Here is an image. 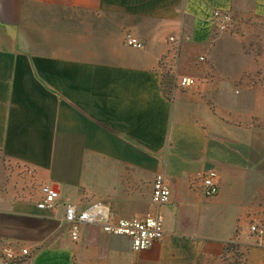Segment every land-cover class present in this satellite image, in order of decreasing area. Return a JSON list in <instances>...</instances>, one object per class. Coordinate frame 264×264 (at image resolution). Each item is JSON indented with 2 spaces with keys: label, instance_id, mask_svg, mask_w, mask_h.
Masks as SVG:
<instances>
[{
  "label": "crops",
  "instance_id": "0c3cea01",
  "mask_svg": "<svg viewBox=\"0 0 264 264\" xmlns=\"http://www.w3.org/2000/svg\"><path fill=\"white\" fill-rule=\"evenodd\" d=\"M215 9L233 29L214 32ZM158 173L171 190L161 240L136 252L94 224L70 238L66 204L144 216ZM42 185L58 193L52 211L36 206ZM255 221L264 0H0V243L30 250L18 264H264Z\"/></svg>",
  "mask_w": 264,
  "mask_h": 264
},
{
  "label": "built area",
  "instance_id": "2783aa9c",
  "mask_svg": "<svg viewBox=\"0 0 264 264\" xmlns=\"http://www.w3.org/2000/svg\"><path fill=\"white\" fill-rule=\"evenodd\" d=\"M214 32L230 31L235 26L234 15L225 10L215 9L211 16ZM125 43L134 48H142L143 43L130 33L125 34ZM174 36L169 37L170 42H174ZM180 85L191 86L195 84V79L189 76L180 78ZM216 173L209 170L202 176V192L204 196H213L218 192V184L215 181ZM42 198L37 202L39 209L52 211L57 205L58 193L50 185L40 187ZM171 190L165 181L162 173L155 175L152 181L151 202L154 211L141 217L115 218L109 208L101 201H94L82 209H78L72 204L64 207V221L69 226V236L73 241H77L80 236L82 225L94 224L107 233L126 236L131 241V247L139 252L146 250L156 241L162 239L163 219L159 208L170 202ZM250 232L262 236L264 234V224L260 221L251 223ZM28 248L16 249L10 244L0 246V258L4 264H18L30 255Z\"/></svg>",
  "mask_w": 264,
  "mask_h": 264
},
{
  "label": "rangeland",
  "instance_id": "374dc122",
  "mask_svg": "<svg viewBox=\"0 0 264 264\" xmlns=\"http://www.w3.org/2000/svg\"><path fill=\"white\" fill-rule=\"evenodd\" d=\"M11 173H12V171H11ZM19 182V185H23V186H25V187H27V188H31V187H33V185H32V181H29L28 182V180L27 179H25V178H19V180H18ZM2 245H5V244H1L0 243V246H2ZM10 245H12L11 243H10Z\"/></svg>",
  "mask_w": 264,
  "mask_h": 264
}]
</instances>
